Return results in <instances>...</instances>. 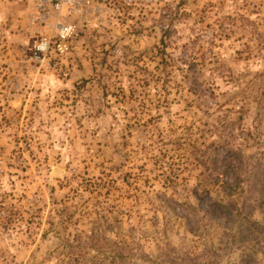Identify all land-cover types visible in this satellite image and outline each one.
<instances>
[{
  "label": "rangeland",
  "instance_id": "obj_1",
  "mask_svg": "<svg viewBox=\"0 0 264 264\" xmlns=\"http://www.w3.org/2000/svg\"><path fill=\"white\" fill-rule=\"evenodd\" d=\"M92 1L48 67L31 1L0 0V264H111L133 238L181 264L206 241L220 251L225 222L208 206L228 198L210 147L263 155L264 0ZM222 255L237 264L240 251Z\"/></svg>",
  "mask_w": 264,
  "mask_h": 264
},
{
  "label": "trees",
  "instance_id": "obj_2",
  "mask_svg": "<svg viewBox=\"0 0 264 264\" xmlns=\"http://www.w3.org/2000/svg\"><path fill=\"white\" fill-rule=\"evenodd\" d=\"M172 35L173 31L164 30L162 44L165 46L170 44ZM210 148L223 151L218 155L219 157H215L212 161V170L216 182H220L218 185L228 201H211L208 206L212 218L225 222L224 239L220 241L222 249L219 251V247H216L214 242L206 241L201 253H186L182 257L183 264H216L220 262L223 251L232 250L240 251L237 264H264V220L254 217L258 208L264 211V166L260 162L261 159H264V152H262L260 161L251 164L254 155L247 159L240 151L236 150L238 148L233 146L223 144L212 145ZM260 185L263 192L258 193L257 188ZM164 204L173 208L175 212L179 210L177 211L179 214L188 208L186 203H180L173 199L164 200ZM185 207L187 208L185 209ZM182 216L186 221L188 231L199 235V223L196 225L197 223L192 220L189 213H184ZM73 238L79 243L85 240L84 243L87 247L101 248L99 245L100 234L95 230V227L87 231L77 227ZM121 246L113 251L114 256L111 257V264H116L119 257L127 260L128 264H181L177 262L178 257H172L166 252L156 257L151 255L145 251L143 243L136 238H133L130 245L127 246L128 251L125 256L119 251L124 248ZM124 262L122 264H125Z\"/></svg>",
  "mask_w": 264,
  "mask_h": 264
},
{
  "label": "built area",
  "instance_id": "obj_3",
  "mask_svg": "<svg viewBox=\"0 0 264 264\" xmlns=\"http://www.w3.org/2000/svg\"><path fill=\"white\" fill-rule=\"evenodd\" d=\"M29 25L33 27L35 50L39 59L51 66V58L66 55L78 34L70 18L89 13L92 0H30ZM41 45L44 47L41 49Z\"/></svg>",
  "mask_w": 264,
  "mask_h": 264
},
{
  "label": "clouds",
  "instance_id": "obj_4",
  "mask_svg": "<svg viewBox=\"0 0 264 264\" xmlns=\"http://www.w3.org/2000/svg\"><path fill=\"white\" fill-rule=\"evenodd\" d=\"M40 47H41V49H42L44 46H43V45H41Z\"/></svg>",
  "mask_w": 264,
  "mask_h": 264
},
{
  "label": "water",
  "instance_id": "obj_5",
  "mask_svg": "<svg viewBox=\"0 0 264 264\" xmlns=\"http://www.w3.org/2000/svg\"><path fill=\"white\" fill-rule=\"evenodd\" d=\"M56 169V168H55ZM58 169V168H57ZM60 170V169H59Z\"/></svg>",
  "mask_w": 264,
  "mask_h": 264
}]
</instances>
